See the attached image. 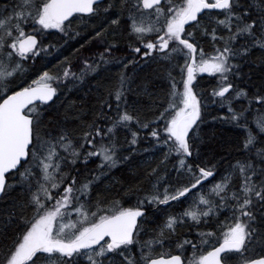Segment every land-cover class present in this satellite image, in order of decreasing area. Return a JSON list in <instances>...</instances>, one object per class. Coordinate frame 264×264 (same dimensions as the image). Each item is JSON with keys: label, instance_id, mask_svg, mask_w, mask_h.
I'll return each mask as SVG.
<instances>
[{"label": "snow or ice", "instance_id": "obj_1", "mask_svg": "<svg viewBox=\"0 0 264 264\" xmlns=\"http://www.w3.org/2000/svg\"><path fill=\"white\" fill-rule=\"evenodd\" d=\"M125 38L131 58L116 61L114 88L97 84L104 94L92 121H46L61 87L98 74ZM66 46L54 71L25 86L29 60ZM254 50L264 64V0H0V197L17 185L22 194L0 214V264H264V86L235 83L251 79L243 67ZM142 62L163 67L168 81L162 93L145 90V109L128 95L127 69ZM198 73L216 78L212 103L227 107L212 119L242 130L227 159L200 160L208 102ZM142 138L161 158L146 171L149 190L126 207L104 181ZM173 202L185 206L168 212ZM185 227L198 230L197 242L157 251Z\"/></svg>", "mask_w": 264, "mask_h": 264}, {"label": "trees", "instance_id": "obj_2", "mask_svg": "<svg viewBox=\"0 0 264 264\" xmlns=\"http://www.w3.org/2000/svg\"><path fill=\"white\" fill-rule=\"evenodd\" d=\"M52 31L53 33L55 32V30ZM57 40H59V36L54 34L49 36L47 40H45V43H55ZM128 43L129 40L127 38L121 40L119 43V51L113 53V62L102 67L95 76L87 77L83 85L72 88L71 90L61 87L59 98H54L55 103L50 102L49 104H52V107L44 113L45 120L65 121V117H67L65 121L66 127L72 129L77 128L81 122L75 119L77 114H79L84 122L90 123L95 113L98 111V98H103L104 94V88L101 87L100 91L97 92L96 86L99 83L114 88L119 79V73L123 71L121 63L116 61L122 60L126 63L127 60L125 58H131L132 55L128 49ZM201 44L205 53L211 55L213 49L210 38L202 40ZM71 50V46H66L62 49V55H57L55 50H53L51 54L41 53L34 60H29L27 62L29 71L23 78L27 81L25 86L31 84L33 79H38L42 71H54L58 66V61L62 60L63 56L69 55ZM259 56V51L254 50L253 55L243 67V72L247 73L251 79L244 78L243 80L235 81L240 87L246 86L251 89L252 92L264 86V64L258 59ZM127 74L132 80L130 85L131 91L128 93L130 103L138 101L137 107L141 109H145L149 104V97L145 94V90L153 93H162L168 85L164 68L154 62L149 64H144L142 62L141 65L135 69L130 65L127 69ZM196 83L197 93H202L204 99L208 102L205 123L201 125L200 130V160L206 161L213 156H215L216 159H220L221 157L227 159V154L233 152L235 144L242 139V130L231 122H221L220 120L212 119L213 116L228 115L226 106L220 107L218 104L212 103L211 92L216 86V78L206 73L198 75ZM244 103L246 105V101ZM234 106L239 108L240 104L237 103L234 104ZM148 118L151 119V116L149 115ZM249 119L251 120L252 116H249ZM125 135L124 132H121L119 134V141L123 147L127 149L128 144L125 143ZM141 136L145 137V133L142 132ZM150 139L151 138H142L140 143L135 146L137 150L131 153V159L113 168L104 181L105 186L113 189V196H117L118 198L122 196V203L127 201V203H124L126 207L134 205L137 197L142 196L149 190L150 185L146 179V171L150 170V167H155L161 158L159 151H153ZM145 149H147V151H145ZM125 154L127 155L129 153L125 152ZM173 162L169 163V169H171V163ZM97 163H99V161L94 160L89 164V168H95ZM129 187L134 189L138 188L142 191L134 190L124 195V192ZM21 195L19 185L10 188V190L0 198V214L7 213L13 205L21 199ZM184 206L185 205L173 202L172 207L167 209V211L179 213ZM151 212L152 209L150 208L149 218L154 219V217L151 216ZM157 215L161 214L157 213ZM197 231L196 228L188 227L178 229L177 234L171 238V241L166 242L164 246L157 249V251L161 254H179L180 250L177 249L176 245L184 238L197 242ZM192 254L191 247L185 246L183 249L184 257H191Z\"/></svg>", "mask_w": 264, "mask_h": 264}, {"label": "rangeland", "instance_id": "obj_3", "mask_svg": "<svg viewBox=\"0 0 264 264\" xmlns=\"http://www.w3.org/2000/svg\"><path fill=\"white\" fill-rule=\"evenodd\" d=\"M202 74H206V73H198V75H202ZM198 75H197V76H198Z\"/></svg>", "mask_w": 264, "mask_h": 264}, {"label": "water", "instance_id": "obj_4", "mask_svg": "<svg viewBox=\"0 0 264 264\" xmlns=\"http://www.w3.org/2000/svg\"><path fill=\"white\" fill-rule=\"evenodd\" d=\"M39 104V102H37ZM50 103V102H49ZM1 198V197H0Z\"/></svg>", "mask_w": 264, "mask_h": 264}]
</instances>
